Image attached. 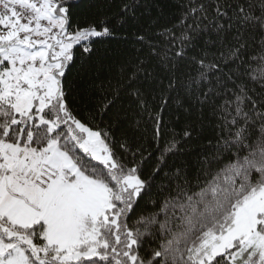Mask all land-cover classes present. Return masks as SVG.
Here are the masks:
<instances>
[{"label":"snow or ice","instance_id":"1","mask_svg":"<svg viewBox=\"0 0 264 264\" xmlns=\"http://www.w3.org/2000/svg\"><path fill=\"white\" fill-rule=\"evenodd\" d=\"M190 5L149 47L165 91L217 118L195 183L183 167L166 171L190 128L157 144L151 167L136 139L150 121L155 143L163 122L145 61L90 84L76 106L74 49L87 56L111 37L107 19L73 27L72 0H0V264H264V0ZM200 35L216 51L189 57ZM185 59L196 67L181 78Z\"/></svg>","mask_w":264,"mask_h":264},{"label":"trees","instance_id":"2","mask_svg":"<svg viewBox=\"0 0 264 264\" xmlns=\"http://www.w3.org/2000/svg\"><path fill=\"white\" fill-rule=\"evenodd\" d=\"M125 2L133 3V0H72L73 27L105 18L113 30L111 37L96 40L92 45L93 52L87 56H82L79 46L74 49L75 63L68 74V79L74 89L76 106L80 111H84L80 96L90 84H99L108 79L115 82L121 77L122 69H127L137 61H145L148 70L159 77L157 83L153 84L146 93L148 105L153 109H162L163 122L160 138L155 143L153 125L150 121L141 125L135 133L136 139L152 153L148 161L151 167L159 155L157 144L162 147L173 135L179 137L186 128H190L192 136L181 141L180 150L169 158V168L166 171L173 167H183L195 183V177L200 174L205 157L211 154L209 142L214 144L219 135V129L216 127L217 118L211 115L206 107L201 110L194 101L191 104L184 101L181 106L177 103L178 93L165 91L168 84L166 74L158 67V60L150 55L149 47L150 44L161 46L164 44L166 37L161 33L166 29H178L181 19L191 6L190 0H135L134 14L122 16L121 6ZM191 2L200 3L201 0H191ZM202 2L207 4L210 0H202ZM188 23L191 24L192 21L188 20ZM139 35L145 37L143 42L137 39ZM207 39V36L200 35L188 56H199L205 49L215 52L217 46L207 45L205 43ZM179 66L181 78L185 73L194 72L196 67L189 59L180 61ZM126 75L125 71L124 76ZM88 95L94 97L98 93L95 89H91ZM179 97L183 99L182 89ZM162 98L167 99V104L163 103ZM121 104L122 111L128 113V120L131 121L137 113L135 102L125 96ZM161 179L162 177H157L158 182ZM148 207L150 204L146 198L141 208Z\"/></svg>","mask_w":264,"mask_h":264}]
</instances>
